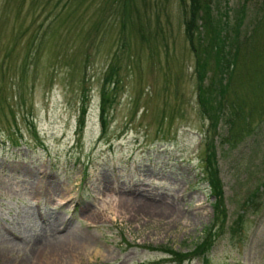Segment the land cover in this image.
I'll list each match as a JSON object with an SVG mask.
<instances>
[{
	"label": "rangeland",
	"instance_id": "rangeland-1",
	"mask_svg": "<svg viewBox=\"0 0 264 264\" xmlns=\"http://www.w3.org/2000/svg\"><path fill=\"white\" fill-rule=\"evenodd\" d=\"M263 3L248 4L258 34L234 80L256 129L228 146L220 126L215 224L181 0H0V264H171L150 248L189 252L209 229L211 264H264Z\"/></svg>",
	"mask_w": 264,
	"mask_h": 264
},
{
	"label": "trees",
	"instance_id": "trees-1",
	"mask_svg": "<svg viewBox=\"0 0 264 264\" xmlns=\"http://www.w3.org/2000/svg\"><path fill=\"white\" fill-rule=\"evenodd\" d=\"M218 0H181L182 13L186 39L196 59L197 99L202 117L207 122L205 131V156L201 171L204 180L214 196V223L224 224L226 218L224 210V187L220 177L218 162V146L216 138L219 135L220 126L224 123L227 131L224 142L228 146H238L239 140H243L255 132L256 127L250 122V113L246 112L242 98L237 95L236 70L239 56L244 47L254 45L255 36L250 29L245 30L246 13L248 4L252 0H239L234 7L226 3L225 10H221ZM262 25L259 44L264 46V3L262 4ZM231 16L234 19L231 21ZM127 20H132L127 16ZM147 30L145 29L144 35ZM153 38V34L144 36L143 40ZM158 35H156V38ZM262 38V43L260 42ZM250 45V46H252ZM264 57V47H263ZM212 72V73H211ZM211 74V75H210ZM118 84L115 69L112 68L102 88L100 121L102 136L108 130V116L115 104L114 87ZM113 86V89L107 86ZM88 107L82 108L79 120V132H83L86 126V115ZM264 114V109L262 111ZM207 133V135H206ZM251 133V134H250ZM264 186V184H263ZM241 222V220H240ZM239 226V222H238ZM215 235L212 229L206 230L201 242L189 252H178L169 248H150L152 250H164L170 258L171 264L191 263L195 259L202 260L203 264H211L210 254L215 245ZM155 262V264H162Z\"/></svg>",
	"mask_w": 264,
	"mask_h": 264
}]
</instances>
